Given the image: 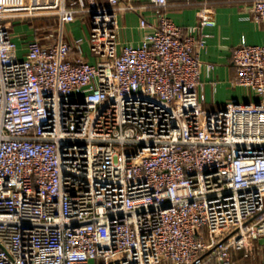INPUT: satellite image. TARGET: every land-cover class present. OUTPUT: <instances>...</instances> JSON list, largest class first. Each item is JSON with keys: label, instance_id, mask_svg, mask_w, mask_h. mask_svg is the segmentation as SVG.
Instances as JSON below:
<instances>
[{"label": "built area", "instance_id": "2783aa9c", "mask_svg": "<svg viewBox=\"0 0 264 264\" xmlns=\"http://www.w3.org/2000/svg\"><path fill=\"white\" fill-rule=\"evenodd\" d=\"M149 1L154 28L133 45L121 0H0L13 22L88 15L95 57L61 35L20 45L0 21V264H236L264 249L263 98L202 109L199 28L215 11L183 27ZM250 11L264 24V0ZM232 62L263 97L264 43L242 39Z\"/></svg>", "mask_w": 264, "mask_h": 264}, {"label": "crops", "instance_id": "0c3cea01", "mask_svg": "<svg viewBox=\"0 0 264 264\" xmlns=\"http://www.w3.org/2000/svg\"><path fill=\"white\" fill-rule=\"evenodd\" d=\"M165 14L176 23L187 27L196 25L199 20L200 8L204 5L214 9L213 25L200 27L202 33H207L204 45L198 48V57L202 62L200 76V91L204 93L201 107L206 109H217L224 106L228 101H257L263 98L257 91L235 82V66L232 62V50L242 39L248 43H264V24L254 20L250 11L253 0H167ZM132 2L136 9H126L122 6ZM120 8L117 10L118 39L122 44L138 45L144 35L152 31L156 20V13L149 0H121ZM144 16L149 24L145 27L140 25V19ZM30 19H17L11 28L17 41L21 45L27 39L34 37V28ZM88 15H78L73 22L62 23L49 27L70 41L82 40L85 56L94 61L95 57L84 49L85 38L80 35L86 31ZM70 33H73V37ZM86 48V47H85ZM256 245V242H255ZM254 255L263 258L264 249L254 250ZM255 255V256H257ZM254 256V257H255ZM259 257V256H258ZM250 256H244L243 251L234 252L233 259L236 264H256L250 261Z\"/></svg>", "mask_w": 264, "mask_h": 264}, {"label": "rangeland", "instance_id": "374dc122", "mask_svg": "<svg viewBox=\"0 0 264 264\" xmlns=\"http://www.w3.org/2000/svg\"><path fill=\"white\" fill-rule=\"evenodd\" d=\"M24 19H27V20L28 19H31V20L33 19L37 24L41 23V22L45 23V25L41 26V29H40V31H42L41 34H43L42 35V37L44 38L43 40L48 42V41H53L55 39V37L57 35V32L54 31V30L53 31L50 30L49 27H51L52 25L54 27L58 25L60 19H59V17L56 14H36V15H33V16L25 17ZM0 21L4 22L10 28H12L13 25H14L12 18L3 17V18H0ZM86 27H87V32L89 33L88 23L86 24ZM88 33H87V35H86V31H81V33H80V35H83V37L85 38L84 45H85L86 48L84 47V49H86L87 51H89L88 43H87ZM70 34L73 37V33H70ZM202 109L210 110V109H206L204 107H202ZM211 110H213V109H211ZM260 241L259 240L255 241L256 245H257V250L260 249V244H262ZM255 255H257V253H255ZM255 255L253 254V255L250 256L251 257L250 261H252V262L254 261V263H255V262H258V261L264 259V255H263V258H261L262 256L260 254L257 255V256H255ZM96 262L98 264H100V263H102V260L97 259ZM161 264H166V263H161Z\"/></svg>", "mask_w": 264, "mask_h": 264}, {"label": "trees", "instance_id": "16d2710c", "mask_svg": "<svg viewBox=\"0 0 264 264\" xmlns=\"http://www.w3.org/2000/svg\"><path fill=\"white\" fill-rule=\"evenodd\" d=\"M31 20V19H30ZM31 23H32V26H33V28H34V37H39V38H41L42 40L44 39L43 37H42V35L43 34H41L42 33V31H40V29H41V26H43V25H45V23H43V22H41V23H36L33 19L30 21ZM47 25V24H46ZM53 26V25H52ZM44 41V40H43Z\"/></svg>", "mask_w": 264, "mask_h": 264}]
</instances>
